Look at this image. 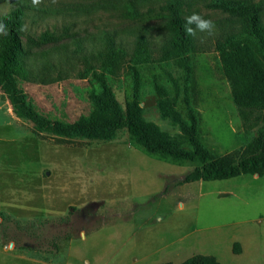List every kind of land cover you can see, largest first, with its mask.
Wrapping results in <instances>:
<instances>
[{"label":"rangeland","instance_id":"obj_1","mask_svg":"<svg viewBox=\"0 0 264 264\" xmlns=\"http://www.w3.org/2000/svg\"><path fill=\"white\" fill-rule=\"evenodd\" d=\"M16 1L0 0V15ZM88 1L41 0L38 6ZM200 11L213 21L226 16L204 6ZM72 24L81 36L127 25L100 10L74 18L29 16L25 29L35 35ZM218 31L204 33V51L189 54L187 79L177 59L136 66L142 119L191 149L182 130L190 124L186 81L198 137L215 156L242 148L263 126L255 121L258 112L244 126L215 47ZM106 79L124 110L133 99L130 67ZM17 83L49 119L71 123L94 112L88 80L75 73L49 84ZM154 83L167 90L181 120L161 112ZM198 164L150 153L124 128L103 140L38 129L14 115L0 89V264H178L195 254L221 264H264V174L179 184Z\"/></svg>","mask_w":264,"mask_h":264},{"label":"trees","instance_id":"obj_2","mask_svg":"<svg viewBox=\"0 0 264 264\" xmlns=\"http://www.w3.org/2000/svg\"><path fill=\"white\" fill-rule=\"evenodd\" d=\"M201 6L226 14L214 21L219 30L215 47L244 126L249 128L253 112L259 115L255 121L263 122L258 134L242 148L221 156H215L198 137L197 117L186 81L183 100L190 124L182 123V130L189 138L191 149L145 122L138 96L140 81L136 66L139 64L177 59L186 79L189 78V54L205 48L200 43L204 33L196 36L185 33V17L193 12L201 13ZM100 10L126 22V28H104L97 34L84 36L72 29L75 24L35 35L25 29L29 16L74 18ZM0 22L8 32L6 36L0 35V89L16 117L62 136L103 140L124 128L137 145L150 153L199 162L183 174L179 184L264 174V0H91L68 7L33 6L17 0L7 13L0 15ZM126 67L132 71L133 99L122 110L106 76H119ZM72 73L88 80L94 112L71 123L52 120L37 112L17 83L19 78L49 84ZM174 84L177 92L178 85L175 81ZM154 88L161 112L181 120L167 90L157 83ZM234 245L238 248L239 244ZM178 264L221 263L213 255L195 254Z\"/></svg>","mask_w":264,"mask_h":264},{"label":"clouds","instance_id":"obj_3","mask_svg":"<svg viewBox=\"0 0 264 264\" xmlns=\"http://www.w3.org/2000/svg\"><path fill=\"white\" fill-rule=\"evenodd\" d=\"M41 0H32L33 6L40 5ZM195 25V27H193ZM215 22L207 19L201 13L193 12L191 15L185 17L184 31L188 36H196L197 33L213 34L215 31ZM8 34L6 25L0 22V35L6 36Z\"/></svg>","mask_w":264,"mask_h":264}]
</instances>
